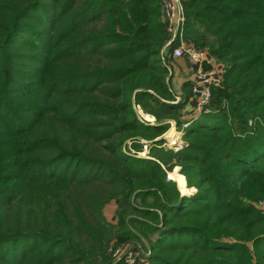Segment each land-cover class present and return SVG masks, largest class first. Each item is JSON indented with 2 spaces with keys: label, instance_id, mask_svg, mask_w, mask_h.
<instances>
[{
  "label": "trees",
  "instance_id": "16d2710c",
  "mask_svg": "<svg viewBox=\"0 0 264 264\" xmlns=\"http://www.w3.org/2000/svg\"><path fill=\"white\" fill-rule=\"evenodd\" d=\"M180 3L224 68L185 128L159 0H0V264H264V0Z\"/></svg>",
  "mask_w": 264,
  "mask_h": 264
},
{
  "label": "built area",
  "instance_id": "2783aa9c",
  "mask_svg": "<svg viewBox=\"0 0 264 264\" xmlns=\"http://www.w3.org/2000/svg\"><path fill=\"white\" fill-rule=\"evenodd\" d=\"M159 9L167 36L164 44L166 57L170 61L186 57L191 63L197 65L190 92L194 96V112L202 114L208 111L210 86L221 80L224 68L221 64L214 62L204 49H197L185 42L183 36L184 17L180 0H159ZM186 125L187 122H184L181 127L184 128ZM258 205L264 206V203L258 202ZM120 248L114 249L111 256L114 259H122L123 264H135L136 257L133 251Z\"/></svg>",
  "mask_w": 264,
  "mask_h": 264
},
{
  "label": "rangeland",
  "instance_id": "374dc122",
  "mask_svg": "<svg viewBox=\"0 0 264 264\" xmlns=\"http://www.w3.org/2000/svg\"><path fill=\"white\" fill-rule=\"evenodd\" d=\"M137 110H138V114L142 117V114H144V113H140V112H142V111H140L139 110V108H137ZM206 112H208V111H206ZM206 112H203V113H206ZM185 113V112H184ZM202 113V114H203ZM146 115L147 114H144L143 115V119H146ZM196 115H198V114H196ZM147 120V119H146ZM148 121V120H147ZM150 121H153V118H152V120H150ZM169 127H168V129L164 132V134H163V139H164V143H163V145H164V147H178V145H180L181 144V140H180V131H177L178 133H176V135H175V137H174V144L173 143H171L172 141H173V138L172 137H170V140H168V138L167 137H165V134H167L168 132V130H170L171 128L172 129H174L175 131H176V128H175V125H174V123L172 122V121H169ZM183 128V127H182ZM185 128V127H184ZM143 143H144V141H142ZM147 154V149H146V147L145 146H143V149L140 151V152H138V156H145ZM174 169H175V167L173 168V170H171L169 173H168V175H170L172 178H176V176H174L173 175V171H174ZM176 170H177V173H178V168H176ZM167 175V176H168ZM178 175L180 176V177H182L179 173H178ZM184 180V179H183ZM184 183H185V181H184ZM176 184H177V186H178V183L176 182ZM101 190H102V185L99 187ZM188 189V188H187ZM100 190V191H101ZM194 191V188H192V189H188V192H186L185 194H190V193H192ZM258 202H261V203H264L263 201H256L255 202V206L258 208V209H261V210H263L264 211V206H262V205H258ZM118 210V208H117V205H116V202L114 201V200H109V201H107V202H105L104 204H103V206H102V213H103V216H104V218L106 219V221L109 223V224H114L115 223V213H116V211ZM114 230L115 229H112V230H110L111 231V233H113L114 232ZM110 236V233H108L107 235L105 234V238H107V237H109ZM114 246V242H113V240L110 238V240L108 241V243H107V245H106V247H105V249H109L110 247H113ZM120 249L121 250H132L133 251V253H134V255H135V257H138V258H141V259H145V258H143L144 256L141 254V250H140V248L137 246V245H135V244H130V242H126V243H123V244H121L120 245Z\"/></svg>",
  "mask_w": 264,
  "mask_h": 264
},
{
  "label": "crops",
  "instance_id": "0c3cea01",
  "mask_svg": "<svg viewBox=\"0 0 264 264\" xmlns=\"http://www.w3.org/2000/svg\"><path fill=\"white\" fill-rule=\"evenodd\" d=\"M169 86L175 94H179L181 91V85L185 81L192 83L194 77V70L197 65L191 63L186 57H179L174 60L169 61ZM204 67L206 65H203ZM191 93V92H190ZM178 99V97L176 98ZM194 106V96L190 94L187 103L185 104L182 112L183 122L190 121L193 117L196 116V113L193 110ZM185 112V113H184ZM135 264H148L145 259L136 257Z\"/></svg>",
  "mask_w": 264,
  "mask_h": 264
},
{
  "label": "bare ground",
  "instance_id": "6f19581e",
  "mask_svg": "<svg viewBox=\"0 0 264 264\" xmlns=\"http://www.w3.org/2000/svg\"><path fill=\"white\" fill-rule=\"evenodd\" d=\"M188 125V124H187ZM186 125V126H187ZM176 133L177 132H175L173 129H171V131L169 132V134H168V136H170V137H172L173 138V141L172 142H174V137H175V135H176ZM167 136V134H165V137ZM169 137V138H170ZM169 177H171L170 175H168ZM172 178V177H171ZM174 180H175V182H177L178 183V186L180 185V183H179V181H178V179L177 178H173ZM181 192V191H180ZM182 193V192H181Z\"/></svg>",
  "mask_w": 264,
  "mask_h": 264
},
{
  "label": "water",
  "instance_id": "95a60500",
  "mask_svg": "<svg viewBox=\"0 0 264 264\" xmlns=\"http://www.w3.org/2000/svg\"><path fill=\"white\" fill-rule=\"evenodd\" d=\"M140 110V109H139ZM141 111V110H140ZM144 120H146V119H144ZM178 168V167H177ZM169 173V172H168ZM168 173H167V175H168ZM168 177V176H167ZM169 179H171L174 183H175V186H176V188L178 189V186H177V184H176V182H175V180L173 179V178H171V177H168ZM185 187H186V185H185ZM179 190V189H178ZM180 192V191H179ZM185 193H181L180 192V195H184Z\"/></svg>",
  "mask_w": 264,
  "mask_h": 264
}]
</instances>
